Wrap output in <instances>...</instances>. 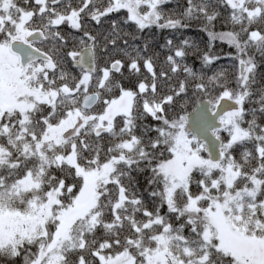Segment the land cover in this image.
I'll return each mask as SVG.
<instances>
[{"label": "snow or ice", "instance_id": "6c2138e0", "mask_svg": "<svg viewBox=\"0 0 264 264\" xmlns=\"http://www.w3.org/2000/svg\"><path fill=\"white\" fill-rule=\"evenodd\" d=\"M170 3L0 0V264H264V0Z\"/></svg>", "mask_w": 264, "mask_h": 264}, {"label": "trees", "instance_id": "16d2710c", "mask_svg": "<svg viewBox=\"0 0 264 264\" xmlns=\"http://www.w3.org/2000/svg\"><path fill=\"white\" fill-rule=\"evenodd\" d=\"M185 5V0H172V3L164 5L165 9H172L175 11H182L183 6ZM175 18V17H174ZM226 14L217 18L215 22L214 31L222 32L230 30V25H226L225 23ZM191 27L188 29H184L173 34L170 30H164L163 32H157L156 29H152V33L154 34V41L157 45L164 43L166 38H173L177 43L182 39H188L200 51H208L209 50V38L208 35L201 30V21L193 20L190 22ZM148 30H145L147 32ZM155 51H160L159 47L155 48ZM211 51L214 54L220 55L221 57H225L227 53L234 52V49L229 48L226 43H222L217 40L212 43ZM163 57H161V61ZM189 62H192V58L190 57ZM231 61L228 59L222 58L217 62V66L228 68V76L230 80H234L236 69L231 67ZM196 67H199V63H196ZM159 70V69H158ZM260 71L264 72V68L260 69ZM247 106V105H246ZM193 104L189 103L188 111H192Z\"/></svg>", "mask_w": 264, "mask_h": 264}]
</instances>
